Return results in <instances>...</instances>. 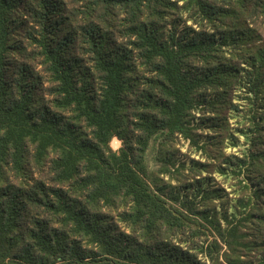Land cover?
Masks as SVG:
<instances>
[{
    "label": "trees",
    "instance_id": "obj_1",
    "mask_svg": "<svg viewBox=\"0 0 264 264\" xmlns=\"http://www.w3.org/2000/svg\"><path fill=\"white\" fill-rule=\"evenodd\" d=\"M0 264H264V0H0Z\"/></svg>",
    "mask_w": 264,
    "mask_h": 264
},
{
    "label": "rangeland",
    "instance_id": "obj_2",
    "mask_svg": "<svg viewBox=\"0 0 264 264\" xmlns=\"http://www.w3.org/2000/svg\"><path fill=\"white\" fill-rule=\"evenodd\" d=\"M235 101L240 102L239 104L241 107L246 106L245 101L240 99L239 97H236ZM229 121L233 124V126H236L237 123L239 121L242 122L243 119H242V116L237 117L236 115L232 114L230 116ZM242 140H243V136H241L239 138L238 145H235V146H231L229 144V142L226 141L225 142L226 152L235 151V150H238L239 148H242L243 147L241 145ZM174 144H175L176 151L178 153V158L179 157L182 158L186 155L187 156L190 155L192 158H200L201 157L199 155V153H197L196 151H194V149H192V148H190V146H188L187 141H185L181 138H177L174 141ZM110 146L112 149L116 150L117 148H119L121 146V140L118 139L117 137L112 138V140L110 141ZM155 156H156V147H154L153 145L151 146V143H150V147L147 150L146 160H147V163L149 164L150 168H153V169H156L158 166L157 161L155 159ZM213 176H214L215 182L216 183H222L226 190H229L231 188V184L233 182L232 179H230L229 177L225 178L224 175H219L217 173L213 174Z\"/></svg>",
    "mask_w": 264,
    "mask_h": 264
}]
</instances>
